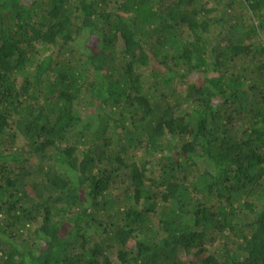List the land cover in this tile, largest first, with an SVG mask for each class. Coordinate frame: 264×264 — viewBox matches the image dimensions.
<instances>
[{
    "label": "trees",
    "instance_id": "16d2710c",
    "mask_svg": "<svg viewBox=\"0 0 264 264\" xmlns=\"http://www.w3.org/2000/svg\"><path fill=\"white\" fill-rule=\"evenodd\" d=\"M0 264H264V0H0Z\"/></svg>",
    "mask_w": 264,
    "mask_h": 264
},
{
    "label": "rangeland",
    "instance_id": "374dc122",
    "mask_svg": "<svg viewBox=\"0 0 264 264\" xmlns=\"http://www.w3.org/2000/svg\"><path fill=\"white\" fill-rule=\"evenodd\" d=\"M117 43L120 45L119 41H117ZM115 49H116V47L114 48V51H115ZM76 54H77V52H76V50H74L73 53L71 55H69L68 60L71 61L73 59L72 57L75 56ZM200 79H201V76H200Z\"/></svg>",
    "mask_w": 264,
    "mask_h": 264
}]
</instances>
